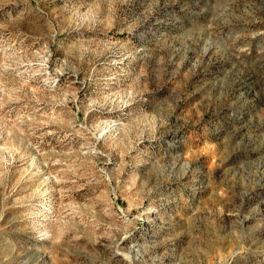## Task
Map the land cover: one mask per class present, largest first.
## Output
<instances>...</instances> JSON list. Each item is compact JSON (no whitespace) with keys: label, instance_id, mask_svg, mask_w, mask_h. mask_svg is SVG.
<instances>
[{"label":"rangeland","instance_id":"rangeland-1","mask_svg":"<svg viewBox=\"0 0 264 264\" xmlns=\"http://www.w3.org/2000/svg\"><path fill=\"white\" fill-rule=\"evenodd\" d=\"M0 264H264V0H0Z\"/></svg>","mask_w":264,"mask_h":264}]
</instances>
